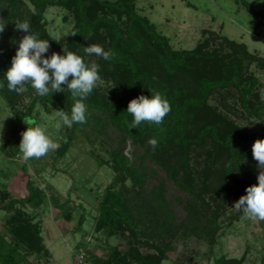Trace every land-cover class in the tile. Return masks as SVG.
I'll return each mask as SVG.
<instances>
[{
	"label": "rangeland",
	"instance_id": "374dc122",
	"mask_svg": "<svg viewBox=\"0 0 264 264\" xmlns=\"http://www.w3.org/2000/svg\"><path fill=\"white\" fill-rule=\"evenodd\" d=\"M8 1L0 0V18L6 20L5 28L12 30L10 34L0 33V72L5 73L11 66L19 41L27 34L16 29L17 20L29 21L31 26L34 25L30 26L33 29L30 32L39 33L40 38L49 41L51 47L46 58L53 52L63 55V46L55 50V44H65L70 32L77 27L73 0L67 5L59 2L47 5L38 22L32 0H15L16 8L10 7ZM99 1L102 0H88L89 17L105 14L114 17L124 29L129 27L130 22L124 14H112ZM242 1L135 0V8L173 49L215 51L221 48L226 52L231 48L229 42L235 41L264 58V2L247 0L260 11L253 15ZM101 35L104 37L84 38L83 46L98 44L106 51L107 34L102 30ZM86 56L90 62L95 60L100 65L103 83L98 84L99 91L108 101L121 99L125 83L122 74L106 69L102 58ZM144 65L147 72L153 74L150 62L144 60ZM192 66L191 70H184L179 75L181 89L191 96L196 91L197 78L211 71L208 64L205 67L204 63L199 66L193 63ZM250 69L262 83L260 96L264 98V68L253 63ZM223 90H215L209 95L198 111L203 118L199 119L196 114L189 123L191 132L203 121H214L224 131L225 122H219L213 115L220 113L241 128L240 136L247 133L255 135L256 140L261 139L264 122L242 111L234 88L227 92ZM33 95V89L25 85L24 91L16 92L8 101L0 88V235L12 239L11 222L6 219L10 220L19 207L31 224L38 223L43 244L48 249L45 256L26 252L25 260L20 264H83L86 249L104 254L109 245L118 244L122 239L120 236L107 238L102 231L94 230V217L103 191L115 173L113 150L121 146L133 170L124 187L116 185L124 190L136 218L137 237L135 230L124 227V239L130 244L155 259L161 258L162 264H215L218 257L230 259V264H264V221L248 219L242 210L234 207L242 195L234 196L233 189L224 188L223 172L229 158L222 149H213L214 140L207 138L186 151L168 142L152 152L146 149L145 142L122 138L120 131L106 119L98 133L88 124L83 131L63 126L59 110L47 100L39 99L29 118L43 126L58 143L68 141L69 147L63 155L55 151L24 162L18 148L21 133L27 129L22 116ZM239 160L249 171L257 163L252 154L248 159ZM259 171L256 164L253 173ZM233 176L235 181L242 183L245 193L247 187L258 183L257 178L252 180L237 171ZM28 179L42 190L40 205L18 203L11 207L9 201L22 195ZM159 182H162L167 204L160 206L161 202H154L150 206L146 200L149 195L152 197L150 192ZM66 200L68 204L63 206ZM69 206H72L71 214L65 215ZM147 210L153 211L157 221H149ZM80 214H84V219L78 225ZM80 240L83 243L79 245ZM128 264L137 263L131 261Z\"/></svg>",
	"mask_w": 264,
	"mask_h": 264
},
{
	"label": "trees",
	"instance_id": "16d2710c",
	"mask_svg": "<svg viewBox=\"0 0 264 264\" xmlns=\"http://www.w3.org/2000/svg\"><path fill=\"white\" fill-rule=\"evenodd\" d=\"M70 1L32 0L36 22L43 16L47 5L57 2L67 5ZM8 2L10 7H17V1L10 0ZM73 2L77 14V27L70 32L65 44L62 42L55 44V50L63 46L62 48L83 57L85 63L88 64L90 59L84 52L83 39L93 35L104 37L101 35V31L104 30L108 38L106 51L112 50L115 53L110 61L103 60L104 67L111 71L118 70L125 83L122 85L121 91L123 97L114 101H108L95 87L90 96L83 101L88 109L87 123H74L72 128L83 131L88 124L98 133L106 119L120 131L122 138L129 137L133 142H145L146 149L152 152L161 149L168 142H172L186 151L193 144H201L207 138L212 139L215 141L213 149L215 151L222 149L229 158L223 172L224 188L230 191L233 189V195L237 197L246 195L242 183L235 181L233 172H240L252 180L257 178L259 173H253L257 163L252 167V171H249L243 167L239 160L240 158H250L252 152L250 151V153L249 150L256 140L255 135L246 133L240 136L241 128L231 124L232 121L220 113L213 115L218 118L219 122L221 120L225 122L224 131H221L214 121H203L194 132H191L189 123L196 114L199 119L203 118L198 115V111L213 91L224 89L227 92L230 88L236 90V97L242 111L247 115H254L264 122V98L260 96L262 83L250 69L253 63L264 68V58L249 51L245 44L235 41L229 42L231 48L226 52H222L221 48L215 51H203L201 48L173 49L169 46L166 38L154 29L146 16L136 11L135 0H116L114 2L102 0L98 2L107 7L112 14L117 16L124 14L127 21L130 22L129 27L125 29L112 16L101 14L89 17L87 15L88 0H73ZM242 2L250 13L259 14L260 11L255 9L250 2L247 0ZM30 29L32 32L33 29ZM4 32L10 34L12 30L8 27ZM73 32L77 34L71 35ZM141 54H145V57ZM144 60L150 62L153 74L147 72ZM193 63H197L198 66L199 63H204L205 67L208 64L211 71L197 78L196 91L191 96L181 89L179 75L184 73V70H191ZM5 81V73L0 72V82L5 85L1 89L7 100L11 101L16 92L9 91ZM29 86L32 88L30 84ZM33 91L34 95L23 113V121L24 118L31 117V112L39 99L47 100L59 111L71 113L74 100L67 87H64V92L50 93L46 97H40L34 89ZM156 92L162 93L171 105V111L165 116L163 123L155 125L142 122L138 128L130 129L133 116L127 112L129 102L140 95L151 98V95ZM26 127L28 126L26 125ZM150 139L158 141L155 148L148 143ZM261 139H264V131L261 133ZM59 143L61 146L57 150V154L63 155L69 147V142L60 141ZM112 154V166L115 173L112 181L106 185L98 203V213L94 217V230L102 231L107 238L120 236L123 240L121 239L118 244L109 245L108 251L104 254H97L86 249V255H83V264H128L131 261L137 264H162L161 258L151 257L136 245L130 244L129 240L124 239V227L133 230L137 227L135 215L132 214V208L128 204V198L124 195V190L120 188L125 186L126 178L127 176L131 177L130 174H133V170L130 159L123 152L122 146L118 150H113ZM117 183L120 186L118 188L116 187ZM41 194V188L32 179H28L22 195L19 198L11 199L9 205L12 207L18 203H28L33 207H38L42 200ZM150 194L152 197L149 195L146 200L150 202V206L154 202H161L160 206L162 203L167 204L162 182H159ZM66 202L67 200L63 206L68 204ZM71 207L69 206L65 210V215L71 214ZM147 211L150 213L149 221L151 223L157 221L155 215L152 214L153 211ZM14 214L9 217L10 220L6 219L7 222H11L12 239L7 240L3 235H0V264H20L25 260L26 252H35L38 255L44 254V256L48 254V249L44 246L40 235L38 223L31 224L32 221L19 207H16ZM83 219L84 214H80L78 225L83 222ZM135 236H138L137 230H135ZM82 243L83 240H80L78 244ZM215 264H230V259L218 257L215 259Z\"/></svg>",
	"mask_w": 264,
	"mask_h": 264
},
{
	"label": "clouds",
	"instance_id": "9594fccd",
	"mask_svg": "<svg viewBox=\"0 0 264 264\" xmlns=\"http://www.w3.org/2000/svg\"><path fill=\"white\" fill-rule=\"evenodd\" d=\"M5 21L0 18V33L5 30ZM15 27L27 34L20 39L16 53L12 57L11 66L5 72L8 90L19 93L25 90V85L30 84L38 96L46 97L50 93L64 92L62 86L66 85L74 104L70 114L63 110L59 111L63 126L71 128L74 123H87L88 109L83 101L90 96L98 84L103 83L99 74L100 65L95 60L86 64L83 57L66 48H63V55L53 52L46 58L45 54L51 47L49 41L40 38L39 33H31L30 22L27 20H17ZM76 34L73 32L71 35ZM84 52L105 61H110L115 55L112 50L105 51L98 44L84 47ZM4 86V83L0 82V88ZM170 111L171 105L162 93L156 92L151 95V98L140 95L128 104L127 112L133 116L129 127L130 129L138 128L142 122L160 125ZM24 123L28 127L21 133L22 139L18 147L24 162L40 159L60 148V143L52 139L36 120L24 118ZM57 127L60 125L58 124ZM148 143L155 148L158 141L150 139ZM252 155L260 169L257 176L258 183L247 187V194L242 195L235 202L234 207L242 210L248 219L264 221V139L254 141Z\"/></svg>",
	"mask_w": 264,
	"mask_h": 264
}]
</instances>
